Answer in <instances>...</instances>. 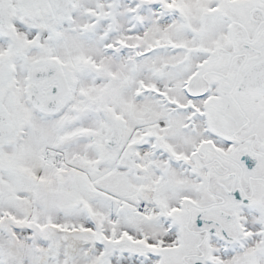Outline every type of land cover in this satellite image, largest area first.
Listing matches in <instances>:
<instances>
[{"label":"snow or ice","instance_id":"6c2138e0","mask_svg":"<svg viewBox=\"0 0 264 264\" xmlns=\"http://www.w3.org/2000/svg\"><path fill=\"white\" fill-rule=\"evenodd\" d=\"M0 264H264V0H0Z\"/></svg>","mask_w":264,"mask_h":264}]
</instances>
